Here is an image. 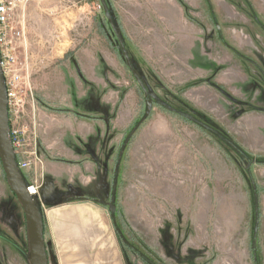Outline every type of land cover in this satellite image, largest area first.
<instances>
[{"label": "rangeland", "instance_id": "obj_1", "mask_svg": "<svg viewBox=\"0 0 264 264\" xmlns=\"http://www.w3.org/2000/svg\"><path fill=\"white\" fill-rule=\"evenodd\" d=\"M106 2L148 90L149 114L100 0H30L27 7L20 60L32 91L23 93L16 127L27 131L28 150L37 142L38 160L20 170L26 184L42 186L46 175L39 113L62 109L43 87L59 81L49 65L78 46L85 49L79 59L109 63L114 78V119L106 115L113 132L101 131L102 146L91 151L92 179L74 194L58 188L45 198L40 188L43 218L52 206L71 216L66 203L90 201L158 264H255L258 216L256 255L264 264V0ZM44 134L49 143L58 138ZM122 250L130 264H146ZM0 264H30L24 210L1 161Z\"/></svg>", "mask_w": 264, "mask_h": 264}, {"label": "crops", "instance_id": "obj_2", "mask_svg": "<svg viewBox=\"0 0 264 264\" xmlns=\"http://www.w3.org/2000/svg\"><path fill=\"white\" fill-rule=\"evenodd\" d=\"M27 16L26 8V21ZM84 51L78 46L66 49L59 62L49 65V76H57L59 81L50 80L43 86L52 98L62 100L60 112L52 115L45 109L39 113L43 123L40 142L43 150L50 148L51 152L48 155L50 152L45 150L46 175L39 186L44 197L58 188L71 194L82 190L81 181L92 179L88 173L94 162L91 151L99 149L100 143L102 146L100 132L106 137L113 132L106 124V115L114 119L115 103L109 63L95 58L79 59ZM44 133L58 138L46 142ZM58 174L62 176L55 177ZM50 177L54 182H49ZM58 182L61 186L56 185ZM65 205L64 212L70 211L71 216H62L59 204L50 207L43 218L49 264H128L114 223L100 206L90 201Z\"/></svg>", "mask_w": 264, "mask_h": 264}, {"label": "built area", "instance_id": "obj_3", "mask_svg": "<svg viewBox=\"0 0 264 264\" xmlns=\"http://www.w3.org/2000/svg\"><path fill=\"white\" fill-rule=\"evenodd\" d=\"M29 2L30 0H0V69L7 95L12 145L20 170L32 168L38 160L37 142L35 141L33 150H28L30 144L25 142L27 131L16 127L21 118L19 107L23 93L32 91L29 76L21 71L28 64L20 60L21 48L27 47L25 13ZM25 155L27 157L22 158ZM27 190L34 198L40 196V187L36 183L27 184Z\"/></svg>", "mask_w": 264, "mask_h": 264}, {"label": "water", "instance_id": "obj_4", "mask_svg": "<svg viewBox=\"0 0 264 264\" xmlns=\"http://www.w3.org/2000/svg\"><path fill=\"white\" fill-rule=\"evenodd\" d=\"M100 1L105 9V13L108 20L110 21L113 29L116 31L128 67L132 71L133 75L136 76V80L138 81L140 87L145 93L148 106L147 114H149L152 102H150V100L148 99V90L132 64L130 55L126 49L122 35H120V33H118L115 28L112 16L108 11L109 7L106 0ZM9 121L10 119L8 115L6 89L3 75L0 69V161L2 163L3 171L6 175L9 185L24 210L29 239L30 264H49L45 244V228L43 215L40 207L36 203L35 198L31 196L28 192L27 184L25 183L21 171L18 167V163L12 145ZM111 208H114V205H112Z\"/></svg>", "mask_w": 264, "mask_h": 264}, {"label": "trees", "instance_id": "obj_5", "mask_svg": "<svg viewBox=\"0 0 264 264\" xmlns=\"http://www.w3.org/2000/svg\"><path fill=\"white\" fill-rule=\"evenodd\" d=\"M109 11V10H108ZM110 12V11H109ZM106 15V13H105ZM111 15V12H110ZM112 16V15H111ZM107 17V16H106ZM108 19V18H107ZM109 21V20H108ZM123 38V37H122ZM175 110V109H174ZM175 112H177L179 115L184 116L186 119L193 121L194 123H196L198 126H200L201 128H204L205 130H208L212 133H215L216 135H218L219 138H224L225 136L222 135L219 131H216L215 128L211 127L210 125H208L207 123L205 124V122L199 118H196L195 116L191 115V114H187L183 111H178L175 110ZM230 144H232L229 141ZM6 176V175H5ZM15 195V194H14ZM256 211L258 213V203H256ZM259 219L257 216V226H256V230H255V238H254V245H253V255H254V261L255 264H258V257H257V247H256V239H257V235H258V224H259ZM115 229H116V234L117 237L119 238V242H121V246L122 248H124L125 246L128 247L130 250H132L133 254L137 255L138 257H140L146 264H158L157 262H154L153 259L151 257H149L148 255H146L145 253H143L141 250L137 249L135 246L131 245L130 240L125 238L124 233L121 231V229L118 227V224L114 223ZM24 254L28 256L27 252H24ZM127 263L130 264V255L131 253L129 252H125L124 253Z\"/></svg>", "mask_w": 264, "mask_h": 264}]
</instances>
